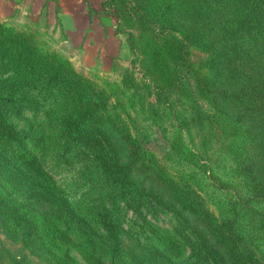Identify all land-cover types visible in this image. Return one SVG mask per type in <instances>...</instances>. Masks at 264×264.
Returning <instances> with one entry per match:
<instances>
[{
  "label": "rangeland",
  "instance_id": "1",
  "mask_svg": "<svg viewBox=\"0 0 264 264\" xmlns=\"http://www.w3.org/2000/svg\"><path fill=\"white\" fill-rule=\"evenodd\" d=\"M32 4L3 8L0 1V115L9 128L0 132V154L10 166L6 179L0 168V199L10 200L0 203V264H58L65 246L81 262V234L75 244H47L52 253V246L62 249L53 258L10 228V217L47 211L32 205L44 188L69 202L83 230L99 228L103 208L113 212L123 244L129 232L140 233V242L189 254L181 238L188 228L182 232L183 220L175 216L183 213L228 261L264 264V196L240 163L248 138L198 91V80L208 75L204 55L192 49L185 61L168 57L164 73L154 66L163 40H154L153 29L141 26L131 10L120 19L99 0ZM62 72L88 87L87 98H103L97 116L82 117L86 97L68 90L57 75ZM170 183L199 194L197 212L164 196L170 207L154 204L151 190L160 196V185ZM207 213L211 218L203 222Z\"/></svg>",
  "mask_w": 264,
  "mask_h": 264
},
{
  "label": "trees",
  "instance_id": "2",
  "mask_svg": "<svg viewBox=\"0 0 264 264\" xmlns=\"http://www.w3.org/2000/svg\"><path fill=\"white\" fill-rule=\"evenodd\" d=\"M105 6L116 8V17L120 19L131 10L141 26L148 25L153 29L154 40H163L162 54H154V66L164 73H168L170 67L168 57L185 61L192 49H198L204 55L208 75L198 80L197 89L202 95H208L217 112L248 138L240 163L253 190L259 196H264V0H101V7ZM38 57L51 65L45 55ZM57 75L70 92L86 97L84 91L88 87L79 82L74 74L62 72ZM104 105L106 102L100 96L86 97L82 117L91 119L97 116L96 107ZM8 130L0 115V132ZM99 134L101 132L98 131ZM9 167L5 157L0 154V168L5 173V179L10 173ZM114 170L121 168L115 167ZM114 170H111L113 182L118 184ZM129 171L127 168L123 174ZM156 179L163 184L159 178ZM160 188L164 189L159 192L160 196L157 191L151 190L156 206L164 209L170 207V204L163 202L164 196L182 204L185 201L189 206L186 210L190 209L192 214L198 211L196 205L202 199L185 183H170L167 187L160 185ZM36 193L38 197L32 205L35 203V206L44 207L47 211L33 213L31 217L23 214L6 219L15 222L10 228H15L16 232L21 230L29 243L34 241L40 244L42 250L49 252L53 258H57L56 250L62 249L52 246L55 250L52 253L46 248L47 244H75L74 239L81 234L83 240L79 243L85 245L79 249L81 262L72 259L65 246L63 253H59L58 264H245L235 262L232 257L228 261L214 244H208L195 224L183 218V213L182 216L175 213V216L183 220V226L180 224L182 232L188 228V236L183 234L181 238L189 243L186 244L189 254L178 256L177 253L175 256L155 241L140 242V233L129 232V239L123 244L120 239L123 231L116 226L115 214L110 210L102 213L103 208L97 214L99 228L83 230L81 226H84V221L62 195L46 188ZM3 202L7 205L10 200L0 199V203ZM210 218L209 213L200 217L203 222ZM25 224L26 228L23 229ZM54 226L57 230L46 229ZM98 250L102 251L103 256L97 253Z\"/></svg>",
  "mask_w": 264,
  "mask_h": 264
},
{
  "label": "crops",
  "instance_id": "3",
  "mask_svg": "<svg viewBox=\"0 0 264 264\" xmlns=\"http://www.w3.org/2000/svg\"><path fill=\"white\" fill-rule=\"evenodd\" d=\"M1 2L4 3V6L1 7H5V8H13L17 7V8H29L30 6H34V4H32L34 2V0H0ZM30 2H32L30 4ZM99 4L101 6V0H99Z\"/></svg>",
  "mask_w": 264,
  "mask_h": 264
}]
</instances>
